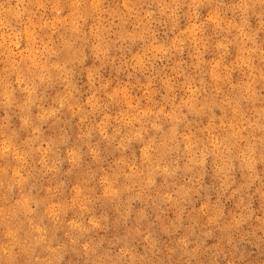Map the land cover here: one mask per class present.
<instances>
[{
	"label": "clouds",
	"instance_id": "clouds-1",
	"mask_svg": "<svg viewBox=\"0 0 264 264\" xmlns=\"http://www.w3.org/2000/svg\"><path fill=\"white\" fill-rule=\"evenodd\" d=\"M213 4L216 6L206 20L197 23L199 10ZM106 5L107 0H15V3L0 0V111L4 113L0 116V228L4 230L0 264H17L21 254L28 258V264H63L67 258L68 247L64 244L53 247L46 229L34 223L32 217L42 201L31 195V189L25 192V186L37 171V164L45 175L59 171V145L66 144L67 138L62 137L59 142L46 138L43 126L49 120L58 119V114L78 91L72 65L84 64L86 60L83 51L76 47L78 40L88 41L97 59L106 58L117 43L130 53L138 42L142 45L124 62L125 68L131 69L129 79L134 73L147 74L146 83L137 81L143 93L141 97L131 93L135 86L129 84L106 92L107 103L102 104L97 93L107 90L109 85L99 83L90 73L88 79L95 89L85 101L90 111L79 106L82 122L102 113L95 128L89 126L83 135L91 138L98 131L120 154L114 170L105 173L101 181L105 198L119 202L126 197L129 206L126 216L137 201L161 212L164 205L183 212L193 196L202 191L210 161L224 192L234 183L237 164L246 173L248 187L261 181L257 168L264 164V97L256 85L264 81V69L258 68L256 61L264 64V45L258 43L259 33L264 31V0H237L223 14L222 0L220 3L216 0H119L114 7ZM65 6L71 11L62 16ZM184 9L183 14L191 23L177 31ZM228 11L233 17L239 14V23L225 18ZM49 12L54 14L51 18L47 16ZM250 16L258 21L255 29L251 27ZM89 20L93 23L86 33L83 29ZM168 22H171L169 31L174 35L165 44L158 41L153 24ZM208 23L214 24L218 32L231 34L235 30L236 35L232 40L225 36L217 42L220 59L209 72L203 73L206 42L202 34ZM61 28L65 31L60 32ZM45 30L48 31L41 36ZM112 36L116 37L115 41ZM232 44L239 50L235 67L247 77L240 84H230L232 67L224 69L229 75L219 74ZM188 47L194 49L191 55L194 63L187 67L182 60L171 64ZM157 64L163 67L158 69ZM222 83L230 84L228 92H224ZM57 84L62 85L65 94L57 97L56 107L45 108L44 95ZM109 104L122 107L113 116L106 111ZM33 108L38 109L35 117ZM14 116L18 117V126ZM92 154L99 158L97 151ZM68 155L72 162L80 159L78 149L69 150ZM53 157L55 162L50 163ZM76 191L81 214L88 213L91 199L85 195V189ZM261 196L264 198V193ZM201 210H208V205H201ZM243 212L246 214L235 221L237 226L255 214L251 203L244 206ZM142 213L147 214L144 210ZM219 216L217 211L212 220ZM177 220L181 221L182 216H177ZM25 221L27 231H24ZM70 227L78 234L70 239L72 251L78 250L88 264H147L146 255L128 243V236L109 241L107 249L103 247V240H87L81 244L85 235L102 228L96 217H89L87 224L73 220ZM144 239L154 246L151 234ZM189 243L187 238L179 241L185 255L191 257L200 245L189 251ZM42 246L47 253L43 256L37 254Z\"/></svg>",
	"mask_w": 264,
	"mask_h": 264
},
{
	"label": "rangeland",
	"instance_id": "rangeland-1",
	"mask_svg": "<svg viewBox=\"0 0 264 264\" xmlns=\"http://www.w3.org/2000/svg\"><path fill=\"white\" fill-rule=\"evenodd\" d=\"M15 3V0H13ZM220 3V0H216ZM224 8H221L222 14L225 13L227 6L236 3L237 0H222ZM119 0H107L106 6H116ZM216 5L204 6L200 11V20L197 23L206 20L209 13ZM147 7V4H145ZM155 9V5L152 6ZM71 11L65 6V11L62 16L67 15ZM182 10L179 28L177 31L187 27L191 21L184 16ZM54 15L47 13L48 18ZM226 19H235L239 23V14L233 17L232 12H226ZM165 20V17H159ZM93 23L89 20L84 26V32L89 31V27ZM250 24L253 29L258 27V21L255 16H250ZM131 30V24L128 25ZM153 28L157 32L159 42L165 44L170 42L173 32L169 31L171 22L165 25L153 24ZM41 32V36L45 33ZM63 28L60 32H64ZM118 31V29H113ZM59 35V33H58ZM236 35L235 30L231 34L218 32L215 25L208 23L205 25V30L202 34L206 42V51L204 55L205 64L202 66L203 73L209 72L217 60L220 59L221 50L217 48V42L221 41L225 36L232 40ZM91 40V37L88 38ZM113 41L116 40L112 36ZM258 43L264 45V31L259 33ZM24 45L22 44V47ZM76 47L81 49L86 57L84 64L72 65L74 69V83L78 89L74 93V99L69 101L64 109L58 114V119L49 120L44 126L46 138L55 139L59 142L62 137L67 138L66 144L59 145L58 156L61 161L59 171L56 173H48L47 175L39 171V165H36L37 171L34 172L32 179L25 186V192L31 189V195L38 201H42L36 207L35 215L32 217L35 224L46 229L47 239L52 241V246L64 244L68 247L67 258L63 264H88L86 259L77 251H72L70 239L76 235L70 223L73 220H83L88 223L89 217H96L102 224L101 229L94 230L85 235L80 243L87 240L101 241L105 243L103 247L108 248L109 241H115L125 236L129 237L128 243L136 248L141 255H146L147 264H264V198L261 193H264V164L258 165L257 171L261 177V181L248 187L246 173H242L237 164L233 172L234 183L232 187L224 192L220 187L218 177L214 174L211 166L206 173L207 179L203 184L202 191L198 196H193L185 210L170 205L162 206L164 211H158L140 201L131 205L130 215L126 216V211L129 210L128 204L125 202L126 197L121 201H112L105 198L104 185L101 177L105 173H111L115 168V160L119 157V153L115 150L114 144H109L104 140L98 131H94L91 138L83 135L86 133L89 126L95 128L96 124L102 118V113L95 117L89 116L87 120H81L83 115L79 111V106H83L86 111H90L85 101L91 96L95 90L88 75L91 73L99 81V83L108 84L107 90H102L97 93L100 102L107 103L106 92H111L114 89L124 87L125 85H133L131 93L136 97L143 95L142 90L137 85L146 83V73H134L129 79L128 72L131 69H126L124 62L131 59L132 53H137L142 45L138 42L132 47L131 53L125 49H121L120 45L114 44L111 47L109 55L106 58L97 59L96 55L91 51L90 43L86 40H78ZM194 49L186 48L182 57H175L171 64L177 61H184L185 67L194 63L191 55ZM239 55L238 47L235 44L229 45L228 54L219 68L221 76L229 75L225 72V67H232L233 71L230 74V84H240L246 80V74L235 67V61ZM64 54H61V58ZM165 61V64H168ZM257 67L264 69V64L256 61ZM163 65L157 64V68ZM167 71V69H165ZM192 72L191 68H188ZM194 74V73H193ZM207 79V77H205ZM182 79V78H181ZM97 83L96 87H99ZM230 84H221L224 92H228ZM156 87H159L157 84ZM257 91L264 97V81H259L256 85ZM65 94L62 85H54L48 89L42 101L45 108L56 107L55 100L57 97ZM235 94V92L233 93ZM19 95V94H18ZM159 99V96L156 97ZM122 106L109 104L107 112L110 115H116ZM38 112L37 108H33V116ZM4 113L0 111V116ZM216 115L220 116L219 110H216ZM14 123L18 126V117H13ZM218 122V121H217ZM111 132V128H109ZM23 138V137H22ZM78 149L80 159L77 162H72L68 151ZM93 151L99 153V158L93 156ZM55 157L50 163L55 162ZM160 181L158 180V183ZM85 189V195L91 199V204L88 205L90 211L81 214V210L76 201L77 189ZM51 189V191H49ZM243 200V204L241 201ZM251 203L254 210V215L250 220L242 225L237 226L235 221L243 212L244 206ZM207 204L208 210L202 211L201 205ZM55 205V207H51ZM142 210L147 214L143 215ZM220 216L215 221L212 217L216 212ZM177 216H182V220L178 221ZM23 219V217H21ZM28 224L25 221L24 231H27ZM4 230L0 228V242L4 241ZM205 233H210V236H205ZM151 234L154 246L148 244L144 237ZM24 232H21V236ZM187 238L189 240V251L197 249L194 255L189 257L185 255L179 241ZM203 242V243H201ZM123 246V245H119ZM118 246V247H119ZM115 251V249H113ZM38 255H46L43 246L37 249ZM17 264H28V258L21 254L18 257Z\"/></svg>",
	"mask_w": 264,
	"mask_h": 264
},
{
	"label": "bare ground",
	"instance_id": "bare-ground-1",
	"mask_svg": "<svg viewBox=\"0 0 264 264\" xmlns=\"http://www.w3.org/2000/svg\"><path fill=\"white\" fill-rule=\"evenodd\" d=\"M64 58V57H63Z\"/></svg>",
	"mask_w": 264,
	"mask_h": 264
}]
</instances>
